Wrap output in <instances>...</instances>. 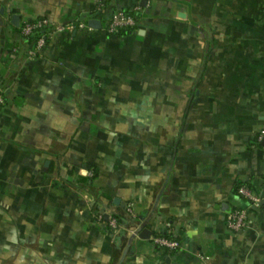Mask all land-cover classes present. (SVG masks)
Instances as JSON below:
<instances>
[{"label":"crops","instance_id":"obj_1","mask_svg":"<svg viewBox=\"0 0 264 264\" xmlns=\"http://www.w3.org/2000/svg\"><path fill=\"white\" fill-rule=\"evenodd\" d=\"M138 5L136 27L105 30ZM0 90V264H264V198L226 225L240 183L264 197V0H0Z\"/></svg>","mask_w":264,"mask_h":264},{"label":"built area","instance_id":"obj_2","mask_svg":"<svg viewBox=\"0 0 264 264\" xmlns=\"http://www.w3.org/2000/svg\"><path fill=\"white\" fill-rule=\"evenodd\" d=\"M142 11L141 6H136L131 12L126 10L116 11L108 23L105 25V30L112 35L121 33L123 30L132 29L136 27L139 23V14ZM50 21L48 18H39L34 20H25L21 25V34L30 39L38 31H44L43 34L39 35L37 38L29 41V48L26 50V56L29 59L37 57L48 43V34L45 32L48 26H50ZM76 28L81 29H92L85 22L66 23L58 24L55 26L56 32H71ZM14 52H18L19 48L14 47ZM3 91L0 90V108L4 105ZM258 141L264 140V129L258 135ZM93 175V174H92ZM236 192L241 196L248 206H236L232 208L226 216L227 227L234 232H242L249 228L250 226V207H260L262 205L263 196L255 191L249 184L241 183L237 186ZM126 215L135 220L136 215L134 213V206L129 203L126 206ZM94 216L98 221L105 222L109 228L117 230L122 227V217L106 209H98L94 212ZM106 216L108 218H106ZM138 228L134 230V234L137 233ZM171 233V232H170ZM158 233L156 235H151L150 239L155 246L159 248L166 249L170 252L176 251L182 247V241L174 233L171 234ZM197 257L202 261H208L211 257L203 252H198Z\"/></svg>","mask_w":264,"mask_h":264},{"label":"water","instance_id":"obj_3","mask_svg":"<svg viewBox=\"0 0 264 264\" xmlns=\"http://www.w3.org/2000/svg\"><path fill=\"white\" fill-rule=\"evenodd\" d=\"M13 22L16 25H19L20 24V17H19V15H14L13 16ZM89 26L92 27V28H94V29H101L102 28V23L98 19H90L89 20ZM106 218H108V217L106 216ZM137 233H138L139 237H141L143 239H148L152 235V232L150 230L143 229L142 227H139L138 228Z\"/></svg>","mask_w":264,"mask_h":264},{"label":"trees","instance_id":"obj_4","mask_svg":"<svg viewBox=\"0 0 264 264\" xmlns=\"http://www.w3.org/2000/svg\"><path fill=\"white\" fill-rule=\"evenodd\" d=\"M129 12H131V10L129 11ZM44 33V31H38L33 37H31L30 39H28V42L29 41H31L32 39H34V38H37L39 35H41V34H43ZM241 184V183H240ZM143 228V227H142Z\"/></svg>","mask_w":264,"mask_h":264}]
</instances>
